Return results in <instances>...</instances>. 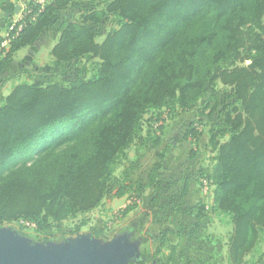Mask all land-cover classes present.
I'll return each mask as SVG.
<instances>
[{"label":"trees","instance_id":"obj_1","mask_svg":"<svg viewBox=\"0 0 264 264\" xmlns=\"http://www.w3.org/2000/svg\"><path fill=\"white\" fill-rule=\"evenodd\" d=\"M3 4L11 17L14 5ZM18 15L0 38L8 40L0 48V74L13 69L19 51L53 32L50 57L65 84L21 82L0 101V228L21 222L46 233L74 222L79 232L112 192L131 198L145 188L127 169L116 176L129 150L146 140L144 127L160 122L164 111L192 110L198 121H211L210 165L199 170L211 209L183 201L184 179L164 183L173 194L155 195L151 204L164 213L212 214L230 227L227 264H260L264 0H32ZM108 21L117 26L97 43L98 24ZM78 60L81 68L70 64ZM199 136L191 125L184 139ZM160 142L153 138V148ZM156 155L146 175V187L155 190L166 161L164 151ZM169 233H160V247Z\"/></svg>","mask_w":264,"mask_h":264},{"label":"rangeland","instance_id":"obj_2","mask_svg":"<svg viewBox=\"0 0 264 264\" xmlns=\"http://www.w3.org/2000/svg\"><path fill=\"white\" fill-rule=\"evenodd\" d=\"M116 26L117 25L114 22L110 23L109 21L99 23L97 27L98 34L96 36V42L101 43L105 34ZM56 36L57 35L53 32L45 34L37 45L16 57V64L12 70L0 74V101L9 93L15 84L21 82L36 84H65L63 77L53 68L52 59L50 57V50L55 44ZM70 64L73 67L81 68L84 64V60H78L77 62L71 61ZM247 64H249V62H247ZM86 68L90 70V63L86 65ZM210 123L211 121L206 118L198 121L195 111L192 110L187 112L176 111L173 114H168L164 111L160 122L153 123L152 127L148 130L144 127L143 135L146 136V140H143V142L133 146L129 150L127 160L123 163L124 165L116 171V176H118L123 169H127L134 180L138 182L140 181L143 184L145 179H147V170L152 167L155 162H158L156 154L164 151L166 161L164 163V171L162 174V184L156 188V192L151 191L145 186V188H141V193L137 191L131 195V198L128 196L115 198L113 197L112 192L105 198L98 209L88 215L87 224L83 226L79 232H74V222L63 223L46 233H40L33 226L21 222L6 224L2 228L15 232L32 244L51 243L53 245H60L67 240H73L80 236H90L93 240L99 243L110 241L116 234L125 231V229L136 220L135 218L137 216L135 212L133 213L130 211L131 213L129 212L130 214L123 218L124 216H121L122 214L120 211L127 205H130V202H132L133 199L135 201L134 203L138 205L140 199L143 197L152 201V198L155 195H159L162 198L164 194H170V189H167V192L165 191L164 183L170 182L174 177L182 179L181 175H177V173L180 174V172H178L180 167L182 168L181 174L188 176L190 173V166H192V171H194L196 177L195 181L201 190L199 170L209 168L211 158V153L209 149L206 148L208 139L207 132ZM191 125L196 127V132L200 134L195 142L184 139V134ZM158 137L159 139L161 137L160 145L153 148V138ZM191 154L192 157L190 158L189 156ZM180 160H183L181 162L184 164L178 165ZM184 172H188V174ZM172 182H175V180ZM210 192L211 189L210 186H208V192L204 194L203 203L209 210L211 209L212 204ZM138 212L139 211H137V213ZM148 216L147 223H149V220L152 221V224H147L150 225V227L146 228L148 235L146 246L148 247H142L140 254L144 260L143 264H161L160 260L157 259L159 253H156V250L154 251V249L155 246L158 245L157 240L160 235L158 232L164 231L165 228L162 224L159 225L155 223L156 219L159 221L162 220L158 218V216L151 214H148ZM215 221H218V219H215ZM209 223L207 222L206 224H208L207 229L210 228V230L205 229L203 232L200 230V233L198 234L203 240H206V244H209L210 241H215L217 237H221L222 235L216 230L215 222L212 226ZM169 227H172L171 229H173L175 228V224H171ZM210 232H214L213 235ZM152 233L156 235L158 234V237L156 238L155 235L154 237L153 235L151 236ZM170 234L168 236L169 242H175V239H173V236ZM195 242L199 241L197 240Z\"/></svg>","mask_w":264,"mask_h":264},{"label":"crops","instance_id":"obj_3","mask_svg":"<svg viewBox=\"0 0 264 264\" xmlns=\"http://www.w3.org/2000/svg\"><path fill=\"white\" fill-rule=\"evenodd\" d=\"M3 1L4 0H0V38L2 39L5 38L7 35V26L9 25V23L18 19L19 15L16 13L19 12L20 8H23L32 0H8L9 3L14 5V14L11 17L2 11L1 7L4 6ZM33 1H38L39 3L43 2V0ZM8 18H12L11 21L7 22ZM26 50L28 49H23L19 51L16 54V57L21 53H24V51ZM181 161L183 160H180L178 165L184 164ZM152 167H150L147 172L151 170ZM189 171V175L184 176V174H181L182 168L180 167L178 169V172H180V174L177 173V175H181L182 179L186 180L187 182V195L183 199V201L191 206L196 205L198 203H204L205 193L203 192L202 188L201 191L200 188L197 186V183L195 181L196 177L194 175V171H192V166H190ZM184 173L188 174V172ZM182 179H177V177H174L170 182L175 180V182L177 183ZM147 182V179H145L143 184L141 182L140 183L143 187H145L147 185ZM147 188L151 191L156 192L155 188L151 186H148ZM172 194L173 193L171 191L170 194H164V196H168L167 198H170ZM137 211L139 212L137 213ZM131 212H135L137 217L135 218L136 220L125 229V231L128 233L130 240L138 243L139 252L140 250H142V247L146 246L148 242L146 228L150 227V225L147 224H152V221L150 220L148 221L149 223H147L149 217L148 214L158 216V218L162 219L160 221L156 219L155 223L159 225L162 224L165 229H168L170 231L171 234H169L173 236V239H175V242H169L168 234L166 238V243L163 246L160 247L159 244L155 246L154 251H159L157 259L160 260L161 264H227L225 258V239L227 234L229 233L230 227L215 221L216 218H214L212 214L206 212L203 217H198L196 215L195 210H193L189 214L181 211L178 213H170L169 211L167 213H164L161 212L156 205H152L151 201L148 198L146 199L145 197L140 199L139 204H136V206ZM130 213H128L123 218L127 217ZM207 222H210L209 224L211 226L215 222L216 230H218V232L222 234L221 237H217L215 241H210L209 244H206V240H203V238L198 235L200 233V230L202 232L205 231V229L210 230V228L207 229ZM171 224H175V228L171 229L172 227H169V225ZM160 232H158V234H160ZM213 233L214 232H212L211 234L213 235ZM158 234L156 235L152 233L151 236L153 235L154 237L155 235V237L157 238ZM197 240L201 243L195 242ZM172 248L174 249L173 253ZM262 254L264 256V247H262ZM263 256L260 264H264ZM171 258H173V260H171ZM169 259L170 262H168ZM139 262L140 264H143L144 260L142 259V257L141 260H139L137 263L132 264H138Z\"/></svg>","mask_w":264,"mask_h":264},{"label":"water","instance_id":"obj_4","mask_svg":"<svg viewBox=\"0 0 264 264\" xmlns=\"http://www.w3.org/2000/svg\"><path fill=\"white\" fill-rule=\"evenodd\" d=\"M139 260L138 243L130 240L126 231L105 243L80 236L53 245L32 244L15 232L0 228V264H132Z\"/></svg>","mask_w":264,"mask_h":264},{"label":"built area","instance_id":"obj_5","mask_svg":"<svg viewBox=\"0 0 264 264\" xmlns=\"http://www.w3.org/2000/svg\"><path fill=\"white\" fill-rule=\"evenodd\" d=\"M19 18H20V16H18V19L17 20H19ZM16 21H12L11 23H9V25L7 26V32L8 31H11L13 29L14 23ZM7 44H8V40L7 39L3 40L1 42V44H0V48H5L7 46ZM201 183H202L203 192L206 194L208 192V184H207V182L205 180H203Z\"/></svg>","mask_w":264,"mask_h":264}]
</instances>
